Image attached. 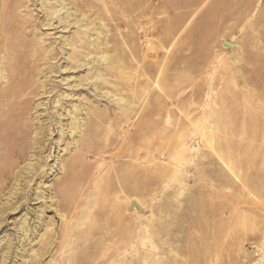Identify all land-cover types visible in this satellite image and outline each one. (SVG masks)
<instances>
[{"label":"rangeland","instance_id":"374dc122","mask_svg":"<svg viewBox=\"0 0 264 264\" xmlns=\"http://www.w3.org/2000/svg\"><path fill=\"white\" fill-rule=\"evenodd\" d=\"M0 264H264V0H0Z\"/></svg>","mask_w":264,"mask_h":264},{"label":"bare ground","instance_id":"6f19581e","mask_svg":"<svg viewBox=\"0 0 264 264\" xmlns=\"http://www.w3.org/2000/svg\"><path fill=\"white\" fill-rule=\"evenodd\" d=\"M9 119V118H8ZM24 132V131H23ZM19 138V137H18ZM21 138V137H20ZM17 140V137L15 138V136L9 137L7 138V141H12V140Z\"/></svg>","mask_w":264,"mask_h":264}]
</instances>
